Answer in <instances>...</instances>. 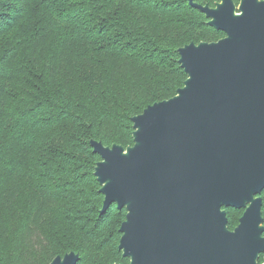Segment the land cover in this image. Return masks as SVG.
<instances>
[{"label": "trees", "instance_id": "obj_1", "mask_svg": "<svg viewBox=\"0 0 264 264\" xmlns=\"http://www.w3.org/2000/svg\"><path fill=\"white\" fill-rule=\"evenodd\" d=\"M223 35L186 0H0V264H129L90 140L132 144V116L183 85L178 48Z\"/></svg>", "mask_w": 264, "mask_h": 264}, {"label": "water", "instance_id": "obj_2", "mask_svg": "<svg viewBox=\"0 0 264 264\" xmlns=\"http://www.w3.org/2000/svg\"><path fill=\"white\" fill-rule=\"evenodd\" d=\"M186 1L224 36L178 48L183 85L132 116V144L90 140L99 214L125 209L129 264H264V0ZM227 207L242 210L232 229Z\"/></svg>", "mask_w": 264, "mask_h": 264}, {"label": "snow or ice", "instance_id": "obj_3", "mask_svg": "<svg viewBox=\"0 0 264 264\" xmlns=\"http://www.w3.org/2000/svg\"><path fill=\"white\" fill-rule=\"evenodd\" d=\"M141 119L145 120V121H150L152 119V115L150 112H147L144 114L143 117H141Z\"/></svg>", "mask_w": 264, "mask_h": 264}, {"label": "flooded vegetation", "instance_id": "obj_4", "mask_svg": "<svg viewBox=\"0 0 264 264\" xmlns=\"http://www.w3.org/2000/svg\"><path fill=\"white\" fill-rule=\"evenodd\" d=\"M223 34H224V33H223ZM223 36H224V35H223ZM223 36H222V37H223Z\"/></svg>", "mask_w": 264, "mask_h": 264}, {"label": "rangeland", "instance_id": "obj_5", "mask_svg": "<svg viewBox=\"0 0 264 264\" xmlns=\"http://www.w3.org/2000/svg\"><path fill=\"white\" fill-rule=\"evenodd\" d=\"M241 215V214H240ZM239 218V217H238Z\"/></svg>", "mask_w": 264, "mask_h": 264}]
</instances>
